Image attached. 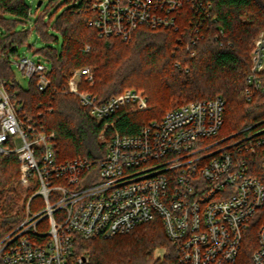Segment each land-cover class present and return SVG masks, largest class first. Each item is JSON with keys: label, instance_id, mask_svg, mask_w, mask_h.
I'll use <instances>...</instances> for the list:
<instances>
[{"label": "built area", "instance_id": "1", "mask_svg": "<svg viewBox=\"0 0 264 264\" xmlns=\"http://www.w3.org/2000/svg\"><path fill=\"white\" fill-rule=\"evenodd\" d=\"M87 1L94 14L90 24L100 38L127 40L139 27L178 30L177 13L186 6L200 20L212 18L203 0ZM12 65L29 81L35 79L40 91L49 86L46 63L22 56ZM263 73L264 30L251 51L248 99L264 92ZM82 81L93 84L91 68L74 70L63 93L78 97L91 117L104 123L103 141L114 129L108 120L124 107L129 113L150 109L135 90L98 104L80 90ZM14 86L0 82V155L17 154L21 185L31 188L35 180L38 192L27 204L25 220L0 241V264H87V257L73 258L78 238L112 239L157 219L176 244L179 264H264V162L258 171L252 160L264 148V127L253 125L216 142L225 99L186 103L133 136L114 131L97 160L59 162L56 134L24 116L11 93ZM35 197L42 212L30 209Z\"/></svg>", "mask_w": 264, "mask_h": 264}, {"label": "trees", "instance_id": "2", "mask_svg": "<svg viewBox=\"0 0 264 264\" xmlns=\"http://www.w3.org/2000/svg\"><path fill=\"white\" fill-rule=\"evenodd\" d=\"M57 1L36 17L32 30H18L30 19V6L26 0H0V82L15 83L11 93L24 116L56 134L59 162L102 158L114 131L133 136L170 110L218 96L226 101L221 136H232L253 125L264 127V92H255L251 99L245 94L254 40L264 30V0H203L209 2L211 19L200 20L186 6L177 13L178 30L139 27L127 40L100 38L90 24L94 14L87 0H67L74 6L58 16L56 12L49 15ZM219 27L224 37L219 35ZM32 31L47 42L34 51L50 67L45 91L38 89L35 79L27 86L17 83L13 71L12 61L20 57L19 49L27 46L33 50L28 44ZM51 31L62 36L60 49L51 45L59 39ZM85 67L92 68L94 82L82 81L80 90L91 93L98 104L135 90L148 99L150 109L129 113V107H124L108 120L115 130L108 129L102 141L104 123L94 120L78 97L63 93L71 73ZM260 83L264 87V73ZM252 160L259 171L264 148ZM34 193L21 187L18 155H0V241L25 220ZM36 201L37 197L30 202L32 211H39ZM79 257H87V264H179L176 244L168 238L161 219L112 239L78 238L73 258Z\"/></svg>", "mask_w": 264, "mask_h": 264}, {"label": "rangeland", "instance_id": "3", "mask_svg": "<svg viewBox=\"0 0 264 264\" xmlns=\"http://www.w3.org/2000/svg\"><path fill=\"white\" fill-rule=\"evenodd\" d=\"M28 5L30 6V19L27 20V22H25L24 24H20L17 29L18 30H32L34 28V22L36 20V17L39 16L40 14L43 13L44 10H46L47 6H49V4L53 1V0H26ZM39 1H42L43 4L41 7H37V4ZM74 6L73 2H67V0H58L57 3L54 4V6L52 8H50L48 10V14L51 15L53 13H57V16L62 14L66 9L70 8ZM53 25V23H52ZM51 33H53L54 35H58L59 39L57 42L52 43L51 45H53L55 48L60 49L62 42H63V38L60 34H58L56 31H51ZM29 45H32V51L29 50V48L27 46H23L19 49V55L20 57L22 56H29V57H35L34 56V51L38 50V49H42L47 45V42L45 40H43L41 38V36L39 34H37V32L32 31L31 33V37L29 39L28 42ZM90 68V67H89ZM92 69V68H91ZM13 71L15 73L16 76V80L23 86H27L29 83V79L24 76L21 71H19V69L16 66H13ZM193 102V101H192ZM228 137L221 136V134L219 133L217 137L214 138V140H216V142L218 141H222L224 139H226ZM101 139V137H100ZM102 140V139H101ZM103 141V140H102ZM225 145V144H224ZM223 145V146H224ZM31 184V189L35 192L34 195L38 192V185L37 182L35 180H32L30 182ZM22 188H24L26 190L25 187H23L21 185ZM33 195V196H34ZM41 199L37 198L36 201V206H41ZM27 208V207H26ZM43 207L37 209L39 211L36 212H42ZM42 209V210H41ZM43 230H47V226H44ZM255 243V238L253 237V244ZM242 260L245 261V255H242Z\"/></svg>", "mask_w": 264, "mask_h": 264}, {"label": "water", "instance_id": "4", "mask_svg": "<svg viewBox=\"0 0 264 264\" xmlns=\"http://www.w3.org/2000/svg\"><path fill=\"white\" fill-rule=\"evenodd\" d=\"M41 5H42V1H39L37 7H41Z\"/></svg>", "mask_w": 264, "mask_h": 264}]
</instances>
